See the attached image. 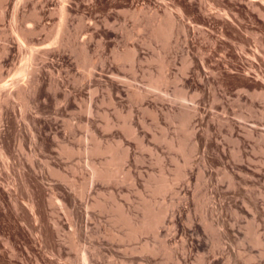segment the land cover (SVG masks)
<instances>
[{
    "label": "rangeland",
    "instance_id": "rangeland-1",
    "mask_svg": "<svg viewBox=\"0 0 264 264\" xmlns=\"http://www.w3.org/2000/svg\"><path fill=\"white\" fill-rule=\"evenodd\" d=\"M12 84L0 264H264V0H0Z\"/></svg>",
    "mask_w": 264,
    "mask_h": 264
},
{
    "label": "bare ground",
    "instance_id": "bare-ground-1",
    "mask_svg": "<svg viewBox=\"0 0 264 264\" xmlns=\"http://www.w3.org/2000/svg\"><path fill=\"white\" fill-rule=\"evenodd\" d=\"M60 10H59V12H60V25H59V29H58V34L62 31V26H63V23H64V18H65V14H66V12H65V8L64 7H61V8H59ZM225 14V13H224ZM227 15V14H226ZM228 17V16H227ZM166 18H167V20H168V25H167V28L166 29H164V28H162V23H160L159 22V20L154 24V26H153V28L154 29H152L153 30V37L154 38H160V39H163V40H165V41H167L168 40V38H170V36L172 35V31H173V27H174V25L176 24L174 21V19H173V17L170 15V14H167V16H166ZM181 26V25H180ZM183 28V27H182ZM181 28V29H182ZM60 36V35H59ZM19 41V40H18ZM164 41V42H165ZM82 47H83V45H82ZM82 51V50H81ZM120 57V56H119ZM134 57H136V55H135V50H132L131 52H130V54L126 57L125 56V58H128V59H130V60H133L134 59ZM122 58H120V60H121ZM136 59V58H135ZM135 61V60H134ZM153 81V80H152ZM154 82V81H153ZM156 82V81H155ZM158 82V81H157ZM156 82V83H157ZM23 84V83H22ZM22 84H20V85H22ZM155 84V83H154ZM13 86H11V85H9V87L7 86V85H1L0 86V90H9V92H10V95H11V92L13 91L17 96H21V94L23 93V91H25V90H23V88H22V86L20 87V85L18 86H14V84H12ZM24 85V84H23ZM151 85H152V83H151ZM25 86V85H24ZM153 86V85H152ZM152 86H151V88H152ZM155 86H156V84H155ZM155 88V87H154ZM153 88V89H154ZM24 89H26L25 87H24ZM8 92V91H7ZM13 92H12V95H13ZM8 94V93H7ZM9 95V96H10ZM189 117V116H188ZM182 118V117H181ZM186 120H187V118H185ZM183 120V119H182ZM186 120H184V121H186ZM189 120H190V118H189ZM184 124V123H183ZM186 124V123H185ZM185 129V128H184ZM184 142V141H183ZM175 145V144H174ZM177 145V144H176ZM182 146V145H181ZM181 146H179V144H178V148L180 149L181 148ZM175 147V146H174ZM184 147V146H183ZM185 149V148H184ZM97 150V149H96ZM98 150H100V149H98ZM101 150H104L103 152H101ZM100 150V152L101 153H106V154H111L112 152H111V150L109 149V147L107 148V149H101ZM99 152V151H98ZM99 152V153H100ZM111 152V153H110ZM186 154H187V152H185ZM185 154V155H186ZM110 156V155H109ZM108 156V157H109ZM111 156H113V154H111ZM186 157V156H185ZM125 158V157H124ZM187 158V157H186ZM121 160H124L123 158H121V157H119V160L118 161H115L114 160V158L113 157H109V158H107L106 160H105V162L109 165V166H114V167H116V166H118L119 167V165H117L118 163H121L122 161ZM188 160V159H187ZM116 162V163H115ZM186 164V163H185ZM120 169V168H119ZM113 170H115V169H113ZM116 171H118V170H115V172ZM101 176H103V175H101ZM104 177L106 178L107 177V175H105L104 174ZM162 185V184H161ZM147 212H148V210H146ZM146 213V212H145ZM148 213H150V212H148ZM148 213H147V216H149L148 215ZM151 215V214H150ZM144 217H146V216H144ZM132 225V230H133V232H134V235H138V234H141L142 232H143V230H144V225L141 223H138L137 224V222L135 223H132L131 224Z\"/></svg>",
    "mask_w": 264,
    "mask_h": 264
}]
</instances>
